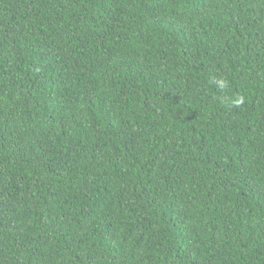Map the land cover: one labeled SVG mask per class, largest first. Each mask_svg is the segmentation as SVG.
<instances>
[{
	"label": "trees",
	"instance_id": "obj_1",
	"mask_svg": "<svg viewBox=\"0 0 264 264\" xmlns=\"http://www.w3.org/2000/svg\"><path fill=\"white\" fill-rule=\"evenodd\" d=\"M0 264H264V0H0Z\"/></svg>",
	"mask_w": 264,
	"mask_h": 264
},
{
	"label": "clouds",
	"instance_id": "obj_2",
	"mask_svg": "<svg viewBox=\"0 0 264 264\" xmlns=\"http://www.w3.org/2000/svg\"><path fill=\"white\" fill-rule=\"evenodd\" d=\"M218 85H219L221 88H223V87L225 86V84H224L223 81H218ZM242 102H243V101H242V98H240V99H238V100L236 101L237 104L242 103Z\"/></svg>",
	"mask_w": 264,
	"mask_h": 264
}]
</instances>
